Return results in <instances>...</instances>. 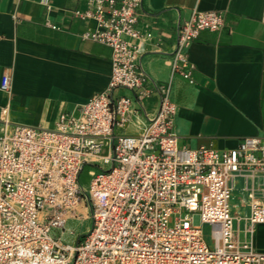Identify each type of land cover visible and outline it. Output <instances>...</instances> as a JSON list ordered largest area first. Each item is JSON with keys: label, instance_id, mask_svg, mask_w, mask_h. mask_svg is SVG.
<instances>
[{"label": "built area", "instance_id": "2783aa9c", "mask_svg": "<svg viewBox=\"0 0 264 264\" xmlns=\"http://www.w3.org/2000/svg\"><path fill=\"white\" fill-rule=\"evenodd\" d=\"M142 2L87 0L75 11L97 20L82 37L112 49L106 88L52 127L14 123L2 107L0 264H264L254 240L264 224V136L190 147L174 128V77L194 83L188 48L202 30H221L224 15L193 10L178 27L171 77L159 82L130 41L150 36L137 27ZM11 83L5 68L0 90ZM132 122L140 131L126 133ZM76 218L91 225L70 228Z\"/></svg>", "mask_w": 264, "mask_h": 264}, {"label": "crops", "instance_id": "0c3cea01", "mask_svg": "<svg viewBox=\"0 0 264 264\" xmlns=\"http://www.w3.org/2000/svg\"><path fill=\"white\" fill-rule=\"evenodd\" d=\"M86 6L87 0H0V79L5 68L12 76L10 92L0 90V119L8 105L12 122L52 127L62 111L76 110L106 88L112 49L82 37L97 25L75 14ZM194 9L219 11L225 22L191 42L194 83L174 77L181 143L232 148L246 135L264 136V0H143L137 27L150 36L130 39L143 67L159 82L171 77L178 27ZM145 105L154 110L157 98ZM139 126L132 122L126 133ZM237 211L247 214L248 208L238 205Z\"/></svg>", "mask_w": 264, "mask_h": 264}, {"label": "rangeland", "instance_id": "374dc122", "mask_svg": "<svg viewBox=\"0 0 264 264\" xmlns=\"http://www.w3.org/2000/svg\"><path fill=\"white\" fill-rule=\"evenodd\" d=\"M88 168H89L88 166L85 167V169L83 170L81 174V182L84 185H87L89 182ZM69 225H70V228L78 231L81 229L83 230L86 227H89L91 225V221L76 218L74 220H71ZM204 230H205V235L207 236V240H211L210 239V226L205 225ZM255 244L260 248L264 247V224L260 225L257 230V233L255 235Z\"/></svg>", "mask_w": 264, "mask_h": 264}]
</instances>
